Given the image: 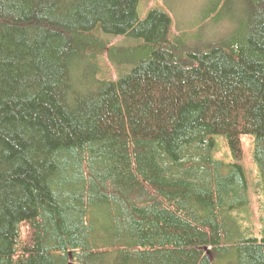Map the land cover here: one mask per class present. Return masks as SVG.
<instances>
[{
  "label": "trees",
  "instance_id": "1",
  "mask_svg": "<svg viewBox=\"0 0 264 264\" xmlns=\"http://www.w3.org/2000/svg\"><path fill=\"white\" fill-rule=\"evenodd\" d=\"M141 1L0 0V264H264V0L205 46Z\"/></svg>",
  "mask_w": 264,
  "mask_h": 264
},
{
  "label": "rangeland",
  "instance_id": "2",
  "mask_svg": "<svg viewBox=\"0 0 264 264\" xmlns=\"http://www.w3.org/2000/svg\"><path fill=\"white\" fill-rule=\"evenodd\" d=\"M153 6H159L170 16L173 33L178 36H181L180 33H185L193 44H203L204 42L208 44L212 40L216 41L223 38L232 28L227 17L232 13L238 14L240 11L235 2L226 5L222 0H143L139 4L140 18H144ZM212 9L214 12H212L211 17L204 19L206 13ZM215 142L213 157L216 161L223 165L237 162L238 159L233 155L223 136L216 137ZM240 143L242 151L240 165L243 168L251 194L257 179L256 166L253 160V137L244 135L241 137ZM251 218L257 219L253 202L250 209ZM250 223L253 224V220ZM207 256L211 258L210 254Z\"/></svg>",
  "mask_w": 264,
  "mask_h": 264
},
{
  "label": "bare ground",
  "instance_id": "3",
  "mask_svg": "<svg viewBox=\"0 0 264 264\" xmlns=\"http://www.w3.org/2000/svg\"><path fill=\"white\" fill-rule=\"evenodd\" d=\"M235 3L237 4V6L239 7V1L238 0H236L235 1ZM201 46H205V45H203V44H200ZM108 71L110 72V69H108ZM234 155V154H233ZM235 156V158H237V156L236 155H234ZM241 156H242V151H241V155H240V157H238L237 159V162L236 163H231V164H237V165H239L240 167H241V165H240V160H241ZM214 158V157H213ZM215 160V159H214ZM216 161V160H215ZM218 162V161H217ZM222 164V163H221ZM227 165H229V164H227ZM243 169V168H242ZM209 257V256H208ZM210 258V257H209ZM211 258H212V256H211ZM210 258V259H211Z\"/></svg>",
  "mask_w": 264,
  "mask_h": 264
},
{
  "label": "water",
  "instance_id": "4",
  "mask_svg": "<svg viewBox=\"0 0 264 264\" xmlns=\"http://www.w3.org/2000/svg\"><path fill=\"white\" fill-rule=\"evenodd\" d=\"M204 251H205V253L207 254V255H211L212 256V254L207 250V249H204Z\"/></svg>",
  "mask_w": 264,
  "mask_h": 264
}]
</instances>
